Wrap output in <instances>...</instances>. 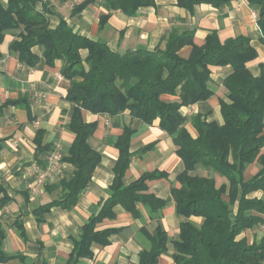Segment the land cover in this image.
I'll list each match as a JSON object with an SVG mask.
<instances>
[{
	"label": "trees",
	"instance_id": "trees-1",
	"mask_svg": "<svg viewBox=\"0 0 264 264\" xmlns=\"http://www.w3.org/2000/svg\"><path fill=\"white\" fill-rule=\"evenodd\" d=\"M41 0H0V46L6 32L21 29L20 41L11 44L22 62L34 65L37 57L32 48L39 46L49 66L62 62L61 75L69 82L67 98L75 105L70 129L75 139L62 162L73 169L70 179H62L54 190H60L58 200L35 211L38 221L45 219L54 206L72 209L88 188L93 172L101 161L89 143L96 123L83 121L82 110L93 114L117 117L129 112L140 123L153 124L160 120V128L171 136L177 154L185 165L176 181L180 187L172 188L179 224V239L174 242L173 258L176 264H264V236L248 243L239 235L264 225V77H255L248 64L257 58V52L246 37L229 38L222 42L218 32L208 35L205 43L193 42V33L173 29L166 38L164 49H137L129 53L114 51L106 42L96 41L74 32L65 21L50 28L49 11L39 9ZM110 9L122 10L129 16L141 7L151 6L155 0H102ZM192 9L199 3L216 7L231 0H178ZM258 16V25L264 42V0H248ZM108 18V17H107ZM107 18L102 17L101 23ZM192 46L185 59L179 52ZM87 51L83 57L82 51ZM1 56V50H0ZM231 66L233 72L223 80L228 102L220 101L222 124L209 123L202 115L192 118L197 131L193 137L186 124L188 119L181 109L209 100L214 92L209 87L212 68ZM135 130L126 127L116 148L119 156L114 165L115 177L109 188L110 197L103 202L100 212L86 221L80 240L75 241L73 254L91 256V246L110 243L109 237L119 229L99 230L105 219L116 218L117 205L140 216V207L154 217L165 208V201L149 193V182L168 178L157 171L143 174L125 186L123 178L133 153L130 142ZM36 160L49 147L36 139ZM257 163L259 171L247 179L245 173ZM198 167L211 169L226 179L227 184L217 186L214 177L192 175ZM262 191L261 198H249ZM191 217L203 219L200 226ZM0 263L10 259L1 248ZM149 251L140 252L139 264H157L167 252L168 235L158 224L148 234Z\"/></svg>",
	"mask_w": 264,
	"mask_h": 264
},
{
	"label": "crops",
	"instance_id": "crops-1",
	"mask_svg": "<svg viewBox=\"0 0 264 264\" xmlns=\"http://www.w3.org/2000/svg\"><path fill=\"white\" fill-rule=\"evenodd\" d=\"M38 8L49 11L51 29L65 21L77 34L106 42L120 53L141 48L164 49L173 29L192 32L193 42L198 46L214 31L222 42L243 36L257 52V58L248 64L249 71L255 77H264L263 36L257 12L248 0H231L221 7L199 3L192 9L178 0H155L153 5L141 7L134 16L110 9L102 0H41ZM102 17H108L104 23ZM20 32L21 29L6 32L0 46V231L4 235L1 248L11 257L0 264H139L140 252L151 249L148 234H153L158 224L167 233L168 242L167 252L159 257L157 264H176L174 242L179 239L182 219L176 214L172 188L180 187L176 178L185 165L176 152L173 138L160 128L159 119L145 124L133 120L129 112L110 117L82 110L83 121L97 125L89 143L101 155V161L72 209L54 206L42 222L38 221L35 211L60 196V190H54L53 185L73 176L72 167L62 162V158L68 155L76 136L69 127L75 105L67 98L69 82L61 75V61L49 66L42 49L36 46L31 51L37 60L34 65H28L11 50V44L21 40ZM191 51L192 46H186L179 54L187 59ZM82 55L85 57L87 51H82ZM232 72L231 66L212 68L209 87L213 96L181 109L193 137L198 135L191 124L196 115H202L209 123H223L220 101H229L223 80ZM126 127H132L135 133L130 142L133 156L123 183L127 186L149 172L166 173L168 178L148 183L149 193L163 199L165 208L152 217L139 206L140 216L135 217L123 206H115L116 218L105 219L98 226L99 230L119 229L109 237L110 243L93 244L91 256L77 257L73 254L74 242L80 240L89 217L97 215L110 197L109 188L115 177L113 168L119 156L116 144ZM36 139L49 147L39 160H36ZM57 150L60 166L53 178L38 186V170L50 164V157ZM259 168L257 163L251 164L246 178L254 176ZM191 174L214 177L218 187L225 183L229 187L226 179L211 169L198 167ZM262 196V191L248 195L249 198ZM190 220L198 226L203 221L200 217ZM263 236L264 225H261L243 232L238 239L245 238L251 244Z\"/></svg>",
	"mask_w": 264,
	"mask_h": 264
},
{
	"label": "built area",
	"instance_id": "built-area-1",
	"mask_svg": "<svg viewBox=\"0 0 264 264\" xmlns=\"http://www.w3.org/2000/svg\"><path fill=\"white\" fill-rule=\"evenodd\" d=\"M50 164L45 169L38 170L37 185H43L49 178H52V175L56 169L61 164L60 152L57 150L50 157Z\"/></svg>",
	"mask_w": 264,
	"mask_h": 264
},
{
	"label": "rangeland",
	"instance_id": "rangeland-1",
	"mask_svg": "<svg viewBox=\"0 0 264 264\" xmlns=\"http://www.w3.org/2000/svg\"><path fill=\"white\" fill-rule=\"evenodd\" d=\"M53 176H54V175H52V178H53ZM49 179H50V178H49ZM219 183H220V182H218V184H219Z\"/></svg>",
	"mask_w": 264,
	"mask_h": 264
}]
</instances>
